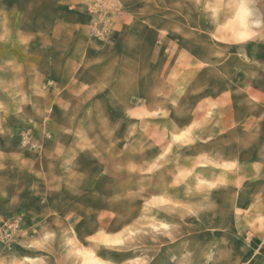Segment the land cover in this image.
Returning a JSON list of instances; mask_svg holds the SVG:
<instances>
[{
	"label": "rangeland",
	"instance_id": "374dc122",
	"mask_svg": "<svg viewBox=\"0 0 264 264\" xmlns=\"http://www.w3.org/2000/svg\"><path fill=\"white\" fill-rule=\"evenodd\" d=\"M58 2L87 17L90 38L100 41L136 3L141 12L167 15L168 28L236 31L243 43L264 42L250 18L255 0H236L232 19L226 17L233 0ZM192 12L199 19L187 20ZM13 13V0H0V264H107L124 253L128 264H140L139 238L156 240L157 249L167 242L173 264H234V253L238 264H264L253 244L254 235L264 234V215L252 219L234 206L235 190L249 183V155L236 156L232 138L203 142L205 132L161 130L168 117L155 122L153 115L133 114L127 131L111 130L98 117L77 130L65 101L36 91L33 99L13 98ZM99 19L108 24L103 39L92 35ZM251 118H242L246 131ZM253 118L264 125V116ZM248 133L242 143H249ZM155 186L171 190L173 201L156 206ZM186 253L193 259L186 261Z\"/></svg>",
	"mask_w": 264,
	"mask_h": 264
},
{
	"label": "crops",
	"instance_id": "0c3cea01",
	"mask_svg": "<svg viewBox=\"0 0 264 264\" xmlns=\"http://www.w3.org/2000/svg\"><path fill=\"white\" fill-rule=\"evenodd\" d=\"M233 2L226 18L236 16L240 2ZM255 3L250 18L261 35L264 0ZM135 4L115 18L108 37L100 41L90 38L87 17L67 11L58 0H13V98L33 99L36 91L47 100L65 101L66 115L76 117L77 130L87 121L97 124L98 117H106L111 130L127 131L130 116L145 113L155 122L168 117L162 122L167 128L161 130L205 132L203 142L232 138L229 146L235 155H249L250 164L249 183L235 190L234 206L249 211L252 219L264 215V125L254 124L253 118L264 116V88L253 87L264 85V42L243 43L236 31L168 28L167 15L141 12ZM195 18L199 19L193 12L186 15L187 20ZM242 52L251 58L248 64ZM243 84L249 87L243 89ZM252 98L262 106H253ZM246 115L252 117L248 131L242 119ZM246 132L249 143H242ZM208 146L203 143L202 148ZM152 194L156 206L173 201L171 190L155 186ZM184 196L188 209L187 191ZM253 238L264 261V234ZM156 243L139 238L140 264H173L176 256L170 246L165 249L168 243L159 249ZM184 256L186 261L193 259L189 253ZM237 257L234 253V264ZM118 258L105 262L128 264L131 259L125 253Z\"/></svg>",
	"mask_w": 264,
	"mask_h": 264
},
{
	"label": "built area",
	"instance_id": "2783aa9c",
	"mask_svg": "<svg viewBox=\"0 0 264 264\" xmlns=\"http://www.w3.org/2000/svg\"><path fill=\"white\" fill-rule=\"evenodd\" d=\"M96 6V5H94ZM100 17V15H99ZM98 17V18H99ZM108 31V24L105 20L99 19L98 21L94 22V27L92 31V35L96 38H105Z\"/></svg>",
	"mask_w": 264,
	"mask_h": 264
}]
</instances>
